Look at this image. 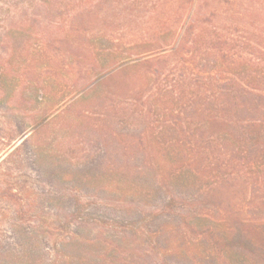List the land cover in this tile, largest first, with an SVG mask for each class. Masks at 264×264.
Wrapping results in <instances>:
<instances>
[{
    "label": "trees",
    "instance_id": "obj_1",
    "mask_svg": "<svg viewBox=\"0 0 264 264\" xmlns=\"http://www.w3.org/2000/svg\"><path fill=\"white\" fill-rule=\"evenodd\" d=\"M55 1L37 0L36 4L50 9L49 2ZM144 2L77 0L69 4L81 7V24L101 29L120 20L129 25L131 6ZM38 21L44 27L52 24L47 17ZM20 23H30V18H22ZM208 33L204 29L196 33L193 23L185 27L177 43L131 41V55L127 56L117 55L123 52L114 48H97L90 35L86 46L90 59L70 62L73 70L83 63L80 70L95 77L112 58L110 69L123 66L111 78L131 71V99L107 107L109 113L115 111L107 114L110 117H131V123L138 125L131 138L147 148L142 165L131 171V196L147 194L150 198L163 189V205L179 200L186 203L190 199L185 195H169L175 180H189L191 173L204 174L210 166L212 173L218 163H242L249 172H255L254 164H264V79L221 71L219 58L230 52L227 45L232 39ZM40 39V51H49L53 33L44 31ZM205 51L210 55L214 52L217 59L204 63ZM5 54L0 55V149H4L0 155V264L114 263L120 233L114 223L105 221L111 213L107 201L100 199L99 183L105 174L112 179L111 184L118 181L111 178L117 175L111 165L106 171L98 169L104 162V148L102 135L96 130L103 118L92 106L74 113L73 101L60 108L67 102L65 98L48 104L51 90L47 81L40 87L31 73L50 71L51 60L39 68L36 60L16 64L6 57L8 52ZM100 85H88L91 89L87 93ZM17 108L24 109V116L40 118L41 125L7 120ZM51 123H59V135L41 137L40 129ZM18 137L22 140L14 141ZM167 149L172 152L163 155L161 151ZM257 173L264 191V166ZM215 176L214 187H220L226 177ZM226 219L220 241L227 240L230 248L236 244L247 249L249 264L264 262V222L242 220L237 231L236 220Z\"/></svg>",
    "mask_w": 264,
    "mask_h": 264
},
{
    "label": "rangeland",
    "instance_id": "obj_2",
    "mask_svg": "<svg viewBox=\"0 0 264 264\" xmlns=\"http://www.w3.org/2000/svg\"><path fill=\"white\" fill-rule=\"evenodd\" d=\"M36 1L0 0V55L8 52L6 57L22 65L36 60L39 68L51 60L53 69L50 71L31 73L40 87L43 81H47L51 90L48 104L65 98L67 102L60 108L73 101L74 113L92 106L97 107L103 118L96 130L102 135L100 143L104 148V162L98 169L106 171L111 165V170L117 174L111 178L116 177L118 181L111 184L112 179L105 174L99 183L100 199L107 201L106 207L111 213L105 221L114 223L120 233L115 241L116 257L112 264H249L245 258L247 249L236 244L230 248L227 240L220 241L219 232L224 230L222 224L228 223L226 218L229 217L236 220L237 231L242 220L264 222V191L257 177L259 167L264 164H254L252 170L255 172L251 169L249 172L242 163H218L220 166L214 165L212 173L210 166L204 174L191 173L189 180L179 178L170 187L169 195H185L190 199L186 203L178 198L179 201L170 206L163 205V189H159L156 196L151 194L150 198H146L147 194L131 196V171L142 165L147 148L139 139L131 138V132L138 126L131 123V117L107 115L115 113H109V105L131 99V71L111 78L110 75L123 66L110 69L114 62L112 58L103 63L95 77L93 73L87 75L80 70L82 66L84 68L83 63L77 64L73 70L70 62L90 59L86 51L90 35V41L97 48H114L123 52H117V55L127 56L131 55V41L147 39L152 43H177L185 27L194 23L196 33L204 29L209 32L208 36L232 39L227 45L230 52L225 58L220 56L218 63L226 75L240 78L253 75L264 79V0H144L141 5L131 6L129 25L120 20L101 29L87 28L78 21L82 20L81 7L69 4L77 0L49 2L50 9L38 6ZM40 15L47 17L52 24L44 27L38 21L42 18ZM22 18H30V23L17 24ZM12 24L17 26L8 29ZM44 31L54 35L47 52L40 51V37ZM208 42L207 38L206 44ZM200 43L204 45L203 40ZM73 44L75 46L71 47ZM215 59L214 52L212 55L202 52L204 63ZM95 82H101V85L87 93L91 89L88 85ZM37 106L42 107L38 103ZM23 110H11L6 119L32 121L39 125L40 118L34 120L24 116ZM58 125L43 126L40 136H56ZM72 133L76 134V130ZM21 140L18 137L14 141ZM3 152L4 149H0V155ZM166 152L172 150L161 151L163 155ZM217 174L226 177L220 187H214ZM247 181H253V184Z\"/></svg>",
    "mask_w": 264,
    "mask_h": 264
}]
</instances>
